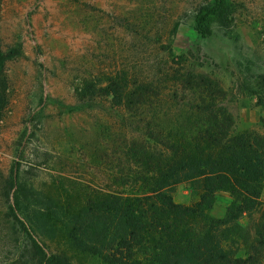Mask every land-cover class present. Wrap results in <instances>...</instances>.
<instances>
[{"label": "rangeland", "instance_id": "374dc122", "mask_svg": "<svg viewBox=\"0 0 264 264\" xmlns=\"http://www.w3.org/2000/svg\"><path fill=\"white\" fill-rule=\"evenodd\" d=\"M217 1L0 0V48L20 52L5 67L0 170L19 175L49 253L106 264L74 246L71 212L101 190L129 189L143 169L133 145L157 155L162 147L148 137L176 133L191 106L224 107L234 133L264 138L256 95L264 89V0H229L227 26L203 37L195 17ZM118 74L142 106L101 100L78 110L85 81ZM173 194L177 203L197 201L188 184ZM230 202L219 193L211 215L223 216Z\"/></svg>", "mask_w": 264, "mask_h": 264}, {"label": "trees", "instance_id": "16d2710c", "mask_svg": "<svg viewBox=\"0 0 264 264\" xmlns=\"http://www.w3.org/2000/svg\"><path fill=\"white\" fill-rule=\"evenodd\" d=\"M233 5L218 0L196 17L201 36L226 27ZM19 51L0 48V123L9 103L5 67ZM264 112V89L256 92ZM78 110L107 100L114 108L142 106L128 92L125 74L85 81ZM134 98V99H132ZM264 121V119H263ZM224 107L191 106L176 133L148 137L162 150L135 143V172L129 189L101 190L71 212L69 238L78 250L106 264H261L264 260V138L234 133ZM140 144V145H138ZM156 155V156H155ZM188 184L197 201L177 203L174 191ZM231 202L222 217L211 215L217 195ZM29 192L19 175L0 170V264H71L49 253L37 238L28 215Z\"/></svg>", "mask_w": 264, "mask_h": 264}, {"label": "crops", "instance_id": "0c3cea01", "mask_svg": "<svg viewBox=\"0 0 264 264\" xmlns=\"http://www.w3.org/2000/svg\"><path fill=\"white\" fill-rule=\"evenodd\" d=\"M222 217V216H221Z\"/></svg>", "mask_w": 264, "mask_h": 264}]
</instances>
